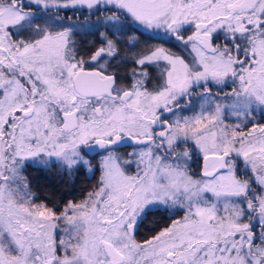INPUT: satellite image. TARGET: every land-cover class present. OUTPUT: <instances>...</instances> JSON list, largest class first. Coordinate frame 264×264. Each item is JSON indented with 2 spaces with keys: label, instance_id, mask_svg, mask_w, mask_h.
Instances as JSON below:
<instances>
[{
  "label": "snow or ice",
  "instance_id": "snow-or-ice-1",
  "mask_svg": "<svg viewBox=\"0 0 264 264\" xmlns=\"http://www.w3.org/2000/svg\"><path fill=\"white\" fill-rule=\"evenodd\" d=\"M0 264H264V0H0Z\"/></svg>",
  "mask_w": 264,
  "mask_h": 264
},
{
  "label": "trees",
  "instance_id": "trees-1",
  "mask_svg": "<svg viewBox=\"0 0 264 264\" xmlns=\"http://www.w3.org/2000/svg\"><path fill=\"white\" fill-rule=\"evenodd\" d=\"M31 175H35V173H30ZM85 183V181L81 178V180H79L77 182V185H76V192L79 193L81 187L83 186V184ZM86 183L88 184H91V181H87ZM52 192V189L50 188H45V189H42V194H46V193H51ZM53 199H57L58 198V194L57 196H53L52 197ZM39 202V201H38Z\"/></svg>",
  "mask_w": 264,
  "mask_h": 264
},
{
  "label": "flooded vegetation",
  "instance_id": "flooded-vegetation-1",
  "mask_svg": "<svg viewBox=\"0 0 264 264\" xmlns=\"http://www.w3.org/2000/svg\"><path fill=\"white\" fill-rule=\"evenodd\" d=\"M249 127H251V125H249ZM245 131H247V129H245ZM129 151L131 150V149H128Z\"/></svg>",
  "mask_w": 264,
  "mask_h": 264
},
{
  "label": "rangeland",
  "instance_id": "rangeland-1",
  "mask_svg": "<svg viewBox=\"0 0 264 264\" xmlns=\"http://www.w3.org/2000/svg\"><path fill=\"white\" fill-rule=\"evenodd\" d=\"M94 183V181H91V184ZM38 202V201H37Z\"/></svg>",
  "mask_w": 264,
  "mask_h": 264
}]
</instances>
